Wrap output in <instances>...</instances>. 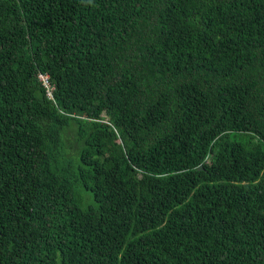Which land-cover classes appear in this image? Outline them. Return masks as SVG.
<instances>
[{
	"label": "trees",
	"instance_id": "16d2710c",
	"mask_svg": "<svg viewBox=\"0 0 264 264\" xmlns=\"http://www.w3.org/2000/svg\"><path fill=\"white\" fill-rule=\"evenodd\" d=\"M0 264H264V0H0Z\"/></svg>",
	"mask_w": 264,
	"mask_h": 264
},
{
	"label": "rangeland",
	"instance_id": "374dc122",
	"mask_svg": "<svg viewBox=\"0 0 264 264\" xmlns=\"http://www.w3.org/2000/svg\"><path fill=\"white\" fill-rule=\"evenodd\" d=\"M74 131L71 130L68 132L66 138H67V141H68V146L72 148V150H75L77 149L78 145L77 143H75V135H74Z\"/></svg>",
	"mask_w": 264,
	"mask_h": 264
},
{
	"label": "built area",
	"instance_id": "2783aa9c",
	"mask_svg": "<svg viewBox=\"0 0 264 264\" xmlns=\"http://www.w3.org/2000/svg\"><path fill=\"white\" fill-rule=\"evenodd\" d=\"M40 80L43 82L44 86L48 90V94L50 97H52V91H51V85L49 83V77L47 75H40Z\"/></svg>",
	"mask_w": 264,
	"mask_h": 264
}]
</instances>
